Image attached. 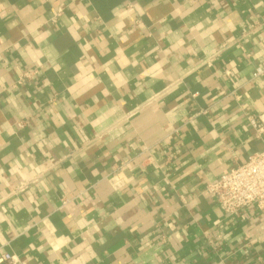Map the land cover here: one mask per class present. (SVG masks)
Listing matches in <instances>:
<instances>
[{"label": "crops", "instance_id": "obj_1", "mask_svg": "<svg viewBox=\"0 0 264 264\" xmlns=\"http://www.w3.org/2000/svg\"><path fill=\"white\" fill-rule=\"evenodd\" d=\"M263 60L264 0H0V252L264 264L206 190L264 149Z\"/></svg>", "mask_w": 264, "mask_h": 264}, {"label": "built area", "instance_id": "obj_2", "mask_svg": "<svg viewBox=\"0 0 264 264\" xmlns=\"http://www.w3.org/2000/svg\"><path fill=\"white\" fill-rule=\"evenodd\" d=\"M262 75L264 60L256 67L253 77ZM249 124L256 132L264 129L261 119L250 117ZM206 190L227 218H236L250 205L258 213L264 212V149L250 154L242 164L221 174ZM0 264L21 263L14 255L0 252Z\"/></svg>", "mask_w": 264, "mask_h": 264}]
</instances>
